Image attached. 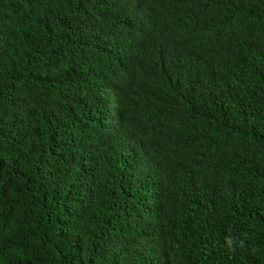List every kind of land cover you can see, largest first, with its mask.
<instances>
[{"label": "trees", "instance_id": "16d2710c", "mask_svg": "<svg viewBox=\"0 0 264 264\" xmlns=\"http://www.w3.org/2000/svg\"><path fill=\"white\" fill-rule=\"evenodd\" d=\"M0 264H264V0H0Z\"/></svg>", "mask_w": 264, "mask_h": 264}]
</instances>
